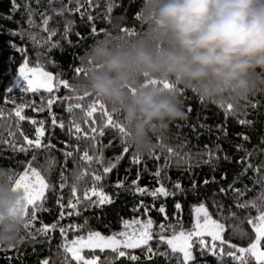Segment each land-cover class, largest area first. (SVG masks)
Listing matches in <instances>:
<instances>
[{"label": "snow or ice", "instance_id": "snow-or-ice-1", "mask_svg": "<svg viewBox=\"0 0 264 264\" xmlns=\"http://www.w3.org/2000/svg\"><path fill=\"white\" fill-rule=\"evenodd\" d=\"M33 2L37 7H33ZM75 2L77 5L75 9H70L64 5L56 9L53 7L55 0H48V9L52 12V15H49L48 11L40 10L39 6L42 0H24L23 5L18 3L17 0H10L11 14L0 16V19L16 22L14 21L15 13L19 12L21 7L24 9V25L16 22L18 25L17 29L8 30L9 35L21 39L22 45L9 42V46L21 56L22 60L17 66L16 75L8 84L3 85V105H0V145H5L13 153L27 154L29 151L33 152L30 160L20 162L23 164V171L13 174L10 178L12 190L22 194L19 211L22 212L25 223L23 232L20 234V244L26 240L39 242L37 241L38 236L46 237L50 242L52 235L56 231L60 233L61 243L58 245L57 251L42 259L39 264H118L120 260H127L132 262V264H136L140 257L130 251L136 249H140L143 252L146 260L152 261L160 257L164 259L165 264H172L173 260H175V264H197L198 256L205 257L208 255L216 259L217 264H226V261H230L231 264H264V162L260 164L252 162L254 155L264 154V149L254 148L248 150L244 148L243 144L235 145L236 150L244 152L245 155L236 161L237 164L242 165V170L233 177L231 183L226 187L220 184L221 181H227L228 175L226 172L221 174L219 180L213 174L210 179L206 178L203 183L205 185L220 184L218 195L222 197H227L229 193L232 194L234 203L229 207V217L237 218L236 212L231 211V207L256 210L257 215L255 217L251 215L246 217V223L253 230V237L250 238L247 246H241L225 239L224 233L227 231V227L221 221L227 220L229 217L223 215L225 205L215 198H213L212 202L217 213L220 214V219H214L206 203L201 202L193 207V223L187 229L182 223L181 214L183 208L179 202L174 205L177 213L176 224L167 222L168 212L163 204L159 208H156L155 205V201L161 197L168 198L175 196L178 192L185 191L179 180L172 182L171 177L167 175V171L172 167L173 163H175L176 167H182L184 171L189 173H192L193 168L200 167L202 164L208 165L212 172L215 173L222 161L231 163L232 160L227 153L221 155L223 149L220 144L216 145L215 150L205 146L203 151L193 154L166 147L161 137L160 142L154 144L152 151L148 153L150 158L157 161L160 160V155L156 154L155 149L159 148L162 153H166L164 163L158 165L155 172L149 173L157 186L153 188L141 186L142 172L140 170L137 171L136 178L131 181V185L126 186L127 177L125 179H117L114 185L117 190H131L135 195L141 197L150 196L154 201L151 205H148L141 199L132 209L136 213H141L142 209L141 215L130 219L121 218V230L119 232L105 236L97 230L90 229L87 219L83 223H61L66 219L71 220L73 217H81L84 211L92 208H102L114 203L113 197L103 191L102 181L117 168L120 161L129 153L131 146L129 132L122 121L118 108L105 104L100 97L84 88L81 83L72 85L67 80L62 79L59 74L54 75L46 71L40 63L43 53L37 51V61L32 64L28 56L27 45L23 44V41L27 39L33 44L34 48L44 47L45 49H52L57 47L52 40L57 35V32L49 27L50 21L53 20L54 16H62L66 11L81 12L84 3H87L90 9L96 7L95 0H83V2L82 0H75ZM116 6V0H107L105 16L110 19V14ZM81 15H86L90 23L95 20V17L89 13L82 12ZM37 17L40 18L39 23H37ZM136 18L139 20L138 14ZM70 27L71 22H68L65 26L63 37H67ZM34 29H39L41 33H46V35H40L33 31ZM104 31L103 29L100 30V32ZM121 31L127 37H135L139 34L135 30H128L127 28H122ZM91 32L94 35L98 34L95 26L91 28ZM86 62H88L86 56L81 58L82 65ZM74 71L76 77L81 81L85 80L86 71L83 66L76 67ZM60 86L65 89H71L76 94L75 103L71 102L72 97H65L61 100L54 94V89L58 90ZM163 86L177 89L182 95L186 93L179 88L178 84L164 83ZM41 90L49 93L50 97L44 98L42 96L40 106H36L34 101L24 99L27 94H36L41 92ZM17 93L21 97V103L16 102ZM259 93L264 94V88ZM85 98H90V102L86 106L81 103ZM58 100L60 103L69 101L65 111L69 113L71 119L68 121L67 126L62 119L57 120L56 115L52 112V106ZM242 102V104L241 101L236 104L232 102L225 104L222 102L218 106L225 112L226 117L243 115L245 118L238 119V124L250 127L253 122L246 119L248 110H258L261 107V102H253L250 98H246ZM200 103L203 104V101L200 100ZM9 104L12 105L11 108H7ZM25 108H32L36 112L47 110L51 116V130L53 132L56 128L61 130L67 128V134L70 137L89 141V147L80 154L79 161L75 159L76 153L79 152V147L77 146L74 151H69L66 149L70 145L65 144V150L62 151L64 163L59 172L58 184L52 183L47 178L57 163L54 158L46 157L45 165L40 168L34 166L37 160L36 151L50 152L55 148V145L51 143L50 138L47 144L43 142L46 132L45 121H37L27 117L24 114ZM77 110L81 113L80 115L77 114ZM187 111L190 113L192 111L191 107H188ZM96 113L100 115L99 123L94 118ZM25 120L36 126L34 138H29L24 133L21 124ZM84 124L88 125L87 130L82 127ZM200 126L203 127V125ZM107 130H115L117 132L122 151L113 160L105 161L103 149L113 146L111 141L108 145L101 143V139ZM217 130L222 132L225 137L227 136V129L224 125H218ZM237 135L245 142L250 140V137L245 134ZM219 138L217 137V139ZM261 143L264 144V139H262ZM184 146L185 144H181L180 148L182 149ZM142 155L136 149L130 158V163L140 165L142 163ZM70 159L76 164L71 183H69L68 176L65 174L67 162ZM94 164L98 167L93 168ZM82 165H86V167H82ZM143 171H148L147 167ZM249 171L253 173L251 178L252 185H244L243 188H237L236 184ZM89 177L91 178V186L85 183V186L81 188V183L86 182ZM165 181L171 184V188L166 185ZM65 188L69 189L67 199H65L63 191ZM192 188L193 190L197 188L195 179L192 180ZM253 191H255V195L252 198L244 199L248 192ZM49 192L55 196V204L59 209L58 217L55 222L51 224L42 223L40 228L34 229V223L38 219L37 214L49 211L44 206L45 201L48 199L46 193ZM30 209L31 211H29ZM153 209L158 211L165 221L158 225V231L154 230L157 226L150 216V212ZM232 231L234 235H238L241 238L247 235L243 229L237 226H233ZM69 233L73 235L72 239H69ZM154 240L157 244L155 249L152 248V241ZM161 247L165 250L161 251ZM9 250L16 251V256L4 257L11 264L13 259L19 258V249L18 246L10 249L0 248V251L4 252ZM85 251L90 254L88 257L84 255ZM97 252L100 255H97ZM105 252L110 253V255L103 256Z\"/></svg>", "mask_w": 264, "mask_h": 264}, {"label": "trees", "instance_id": "trees-1", "mask_svg": "<svg viewBox=\"0 0 264 264\" xmlns=\"http://www.w3.org/2000/svg\"><path fill=\"white\" fill-rule=\"evenodd\" d=\"M18 3L23 5L24 0H17ZM83 2V0H82ZM96 7L89 8L87 3H84L81 8V12L66 11L63 15L54 16L53 20L50 21L49 27L56 30L57 35L52 38L53 42L56 43L57 47L52 49H45L44 47L34 48L33 44L27 39L23 41V44L27 45V52L32 64L37 61L36 53L37 51L43 53L40 58V63L44 66L46 71L53 73L54 75L59 74L62 79L67 80L70 84L76 85L82 81L76 77L74 69L76 67L83 66L81 63V58L87 55V50L90 45L96 40L102 39L105 43L111 41L114 44L122 46H130L134 41H136L140 36L144 34L143 25L136 18L137 13L143 3V0H116L117 6L114 7L110 14V19L105 16V10L107 6V0H95ZM61 5L67 6L70 9L76 8L75 0H55L53 7L59 9ZM33 7H37L33 2ZM40 10L48 11L49 15H52L50 9H48V0H42L39 6ZM11 4L10 0H0V16L11 14ZM89 13L95 17L94 22L90 23L87 20V16H82L81 13ZM37 23L40 22V18H36ZM14 21L19 22L21 25L25 23L24 9L14 15ZM118 21H120L121 26L119 27ZM16 22L9 21L6 19H0V105H3V85L9 83V81L16 75L17 66L21 63V56L9 46V42H14L17 45H22L21 39L19 37H14L8 34L9 29H17L18 25ZM68 22H71V27L68 31L67 37H63L65 26ZM95 26L97 29L96 35L92 34L91 28ZM26 27V25H25ZM112 28H115V32H111ZM122 28H127L128 30H135L139 33L135 37H127L121 31ZM105 30L100 32V30ZM40 35H46V33H41L39 29H34ZM14 58V59H12ZM51 61V62H49ZM54 94L61 100L65 97H72L71 102L75 103V93L71 89H65L60 86L58 90L54 89ZM82 95V93H80ZM49 98L50 94L41 90V92L36 94H27L24 99L29 101H34L36 106H40L42 101L41 97ZM185 103V111L187 112V118L184 120L176 121L169 126V129L163 134H156L152 137L153 143L157 144L160 142L162 137L163 143L166 147H172L174 149H179L182 152L196 153L203 151L205 146L215 150L217 144H220L223 152L227 153L231 158L232 162H221L215 173L208 165H201L200 167L193 168L192 173L184 171L183 168H178L173 163L172 167L167 171V175L171 177V181L175 182L179 180L185 191L178 192L175 196L168 198L161 197L155 201L156 208H159L163 204L168 212V223L176 224V209L174 205L180 203L183 208L182 212V223L187 229L191 227L193 223V207L201 202L206 203L208 210L212 213L214 219H220V214L217 213L215 205L213 204V198L219 200L225 205V210L223 215L229 217V207L233 205L234 199L232 194L229 193L227 197H222L218 195V189L220 184L225 187L232 182L233 177L236 176L242 170V165L237 164L236 161L240 160L241 157L245 155L244 152H238L235 145L243 144L245 149L252 150L254 148L264 149V144L261 143L264 139V94L257 93L256 95L250 97V99L261 102V107L258 110H248L246 119L252 121V125L241 126L238 124V119L245 118L243 115L239 116H227L225 112L217 105L212 103L203 102L200 103L198 97L193 95L191 92H186L183 95ZM16 102L21 103V97L17 93ZM60 103L59 100L56 104L52 106V112L56 115L57 120H63L67 126L68 121L71 119L69 113L65 111L67 103ZM90 102V98H85L81 101L82 105L86 106ZM243 102L241 101V104ZM12 105H7V108H11ZM188 107H191L192 111L189 113L187 111ZM24 114L37 121H45V137L44 143L49 142L55 145V148L50 152L43 150H37L36 156L37 160L35 165L40 168L45 165L46 157L54 158L57 162L51 173L48 174L47 178L54 184L59 182V172L64 163V156L62 151L65 150V144L70 145L66 150L74 151L75 148L79 147V152L76 153L75 159L79 161L80 154L89 147V141L86 139L77 140L74 137H70L67 134V128L61 130L56 128L54 132L51 130V116L47 110L42 112L33 111L32 108H25ZM77 114L81 113L77 110ZM94 118L97 123L100 122L99 113L94 114ZM200 125H203L201 127ZM218 125H224L227 129V136L225 137L222 132L217 130ZM195 126V130H194ZM21 127L25 134L29 138L35 137V125H32L28 120L22 122ZM82 127L87 130L88 125L84 124ZM237 134H245L250 137V140L245 142ZM217 137H220L217 139ZM113 142L112 147H106L103 149V156L105 161L113 160L115 156L121 153L122 148L120 145V140L118 134L115 130H107L105 135L101 139L103 145H108L109 142ZM187 142V143H185ZM185 144L181 149L180 145ZM136 151L134 146H130L129 153L124 156L120 161L117 168L113 170L112 173L108 175L106 179L102 181L103 191L110 194L114 203L111 205L103 206L102 208H92L88 211H84L81 217H73L71 220H64L61 223L68 224L70 222L83 223L85 219L89 222V227L92 230H97L101 234L107 236L112 233L119 232L121 230V218L130 219L133 217H139L142 213L133 212L132 209L138 204L142 199L148 205H151L154 201L150 196L141 197L139 195L133 194L131 190L120 189L117 190L114 185L117 179H125L127 177L126 186L131 185V181L136 178L137 171L142 172V177L140 180L141 186H148L149 188L156 187V183L153 180L150 172H155L158 165L164 163V156L166 153H162L159 148L155 149L157 155H160V160L150 158L148 154L142 155V163L140 165H133L130 163V158L132 154ZM91 154V152H90ZM33 155L32 151L27 154L24 153H13L5 145H0V167L12 170L13 174H17L23 171V164L20 162H26L30 160ZM195 162V161H194ZM254 164H260L264 162V154L254 155L252 158ZM86 167V165H82ZM98 167L93 165V168ZM147 167L148 171H143ZM76 169V164L70 159L67 162L66 175L68 176L69 183L72 182L73 172ZM223 172L228 175L227 181H221L220 184H208L205 185L203 181L206 178H211L214 174L216 179L219 180ZM253 173L249 171L247 175L243 176L239 183L236 184L237 188H243L244 185H252ZM195 179L197 188L193 190L192 180ZM91 186V178L89 177L86 182L81 183V188L85 186ZM166 185L171 188V184L165 181ZM65 199H67V194L69 192L68 188H65ZM48 199L45 201L44 206L49 209L46 212H39L38 219L34 223V229L40 228L43 224H51L56 221L58 217L59 209L55 204V196L49 192L46 193ZM255 195V191L248 192L244 199H250ZM31 211V209L29 210ZM231 211L236 212V219L229 217L227 220H222L221 222L226 224L227 231L224 233L225 239L231 240L232 243L247 246L250 238L253 237V230L251 226L246 223V217L251 215L255 217L257 212L255 209H238L231 207ZM150 216L157 226L154 230L158 231V225L164 223V218L162 215L153 209L150 212ZM233 226H237L247 235L241 238L238 235L233 234ZM179 227V225H177ZM87 231V230H85ZM73 235L69 233V239H72ZM37 241L30 242L25 241L18 245L19 258L13 259L11 264H39V262L52 255L57 251L58 245L61 243V236L58 231L52 235V239L49 242L46 237L38 236ZM152 248H157V244L152 241ZM161 251L165 249L161 247ZM132 254L140 257V260L136 264H165L163 258H156L155 260L148 261L145 259L143 252L140 249L130 250ZM86 256L90 254L85 253ZM100 255L99 252L96 253ZM110 253L105 252L103 256H108ZM6 256H16L15 250L0 251V264H9V261L5 259ZM103 258V257H102ZM118 264H132V262L127 260H120ZM175 264V260L172 261ZM197 264H217L216 259L211 255L205 257H199ZM226 264H231L230 261H226Z\"/></svg>", "mask_w": 264, "mask_h": 264}, {"label": "clouds", "instance_id": "clouds-1", "mask_svg": "<svg viewBox=\"0 0 264 264\" xmlns=\"http://www.w3.org/2000/svg\"><path fill=\"white\" fill-rule=\"evenodd\" d=\"M137 14L144 34L130 46L92 43L81 84L119 109L130 144L142 154L152 151L154 135L187 118L183 95L164 83L217 105L264 88V0H143ZM12 176L0 167L3 249L20 244L25 223Z\"/></svg>", "mask_w": 264, "mask_h": 264}, {"label": "rangeland", "instance_id": "rangeland-1", "mask_svg": "<svg viewBox=\"0 0 264 264\" xmlns=\"http://www.w3.org/2000/svg\"><path fill=\"white\" fill-rule=\"evenodd\" d=\"M55 83V82H54ZM87 251H85V253H86ZM84 253V255L86 256V254ZM86 257H88V256H86Z\"/></svg>", "mask_w": 264, "mask_h": 264}]
</instances>
